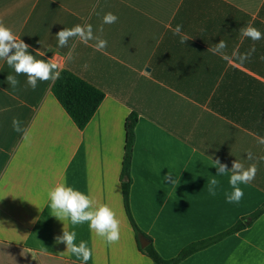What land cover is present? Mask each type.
<instances>
[{
	"label": "crops",
	"instance_id": "crops-1",
	"mask_svg": "<svg viewBox=\"0 0 264 264\" xmlns=\"http://www.w3.org/2000/svg\"><path fill=\"white\" fill-rule=\"evenodd\" d=\"M108 12L117 22L103 23ZM0 23L35 60L57 65L50 75L69 71L105 94L80 129L52 91L57 79H37L33 90L27 74L0 58V264H82L56 243L65 231L86 242L87 264H155L141 251L123 198L134 114L130 205L150 244L173 259L242 223L180 264H264V213L251 220L264 207V0H0ZM77 24H90L93 38L72 36L60 48L56 34ZM249 24L260 40L241 33ZM98 39L105 49L97 50ZM221 40L226 47H217ZM216 160L227 165L220 176ZM234 161L257 173L229 203ZM61 183L91 196L93 209L105 204L116 213V243L89 222L52 215L48 192Z\"/></svg>",
	"mask_w": 264,
	"mask_h": 264
},
{
	"label": "clouds",
	"instance_id": "clouds-1",
	"mask_svg": "<svg viewBox=\"0 0 264 264\" xmlns=\"http://www.w3.org/2000/svg\"><path fill=\"white\" fill-rule=\"evenodd\" d=\"M118 17L108 12L103 16L104 24H113L117 22ZM87 28V32H85ZM92 26L86 25L81 27L77 24L72 28H64L56 34L58 46L63 48L67 45L69 37L79 35L85 41L93 38ZM182 29V25H177L173 30L174 35H178ZM244 36L249 37L253 41L260 40L262 33L251 24L241 29ZM15 38L12 31L3 23H0V58L7 57L9 66H14L17 74L24 73L28 76V84L33 90L36 89V81H48L50 79H58L59 73L55 76L50 75L51 70L57 65L43 60H35L32 55L27 54L28 45L23 41L19 43L14 42ZM185 38L181 37V43H184ZM107 46V41L98 39L97 50H103ZM218 48L226 47L225 41L221 40L217 45ZM15 48L13 55L9 56V52ZM87 67V65H85ZM7 80L14 86L18 83L15 77L9 75ZM13 128L15 131H20V121L13 118ZM27 138V137H25ZM219 165L217 169V176L224 174L227 171V165L220 164L219 160L215 161ZM243 166L238 162L232 164V174L229 178V184L233 192L227 196L229 203L239 202L243 197V190L238 186L239 184H248L254 180L257 168L253 165L246 170H242ZM170 178V177H169ZM174 182V181H173ZM209 183V193L215 195V186L218 184L216 177H212ZM48 197L50 200V208L52 215L59 220L70 219L71 224L76 226L89 222V228L96 236L101 237L108 244H114L120 239V221L116 217V213L107 205L99 204L94 209L92 205L93 199L89 195H85L79 190H74L72 187L66 186L64 183L57 184L49 190ZM76 240V232H63V235L56 237V243L64 242L67 251L82 260V264H87V261L92 257L91 250L87 247L86 242L81 241L78 245L74 243Z\"/></svg>",
	"mask_w": 264,
	"mask_h": 264
},
{
	"label": "trees",
	"instance_id": "trees-1",
	"mask_svg": "<svg viewBox=\"0 0 264 264\" xmlns=\"http://www.w3.org/2000/svg\"><path fill=\"white\" fill-rule=\"evenodd\" d=\"M52 91L62 107L66 110V112L80 129L86 128L105 99V94L101 90L69 71H62L59 74V78L55 81ZM137 122L138 118L134 114L130 116L126 123L127 140L123 161L122 181L126 213L136 233L137 239L140 241L141 238H147L137 225L130 205V190L132 185L131 170ZM263 213L264 207L253 214L251 216V220H256ZM242 229H244V225L239 223L235 227L219 236L189 245L176 258L173 259L163 258L150 243L145 248H142L139 242V246L141 251L144 252L150 259H152L155 264H180L193 254L207 249L211 245L220 242L226 237L237 233Z\"/></svg>",
	"mask_w": 264,
	"mask_h": 264
},
{
	"label": "water",
	"instance_id": "water-1",
	"mask_svg": "<svg viewBox=\"0 0 264 264\" xmlns=\"http://www.w3.org/2000/svg\"><path fill=\"white\" fill-rule=\"evenodd\" d=\"M140 242H141V245H142L143 248H145L146 246H148L149 243H150V242H149L147 239H145V238H141Z\"/></svg>",
	"mask_w": 264,
	"mask_h": 264
}]
</instances>
